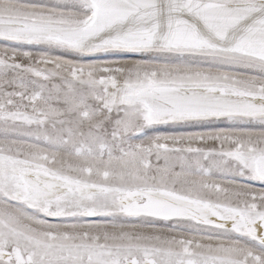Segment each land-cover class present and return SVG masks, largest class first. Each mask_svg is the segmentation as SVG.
Returning <instances> with one entry per match:
<instances>
[{
    "label": "snow or ice",
    "instance_id": "1",
    "mask_svg": "<svg viewBox=\"0 0 264 264\" xmlns=\"http://www.w3.org/2000/svg\"><path fill=\"white\" fill-rule=\"evenodd\" d=\"M0 264H264V0H0Z\"/></svg>",
    "mask_w": 264,
    "mask_h": 264
},
{
    "label": "rangeland",
    "instance_id": "2",
    "mask_svg": "<svg viewBox=\"0 0 264 264\" xmlns=\"http://www.w3.org/2000/svg\"><path fill=\"white\" fill-rule=\"evenodd\" d=\"M160 131H162V132H167V131H172V129L167 128V127H161V128H160ZM256 187L259 188V187H261V185L257 184Z\"/></svg>",
    "mask_w": 264,
    "mask_h": 264
}]
</instances>
